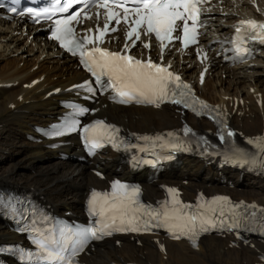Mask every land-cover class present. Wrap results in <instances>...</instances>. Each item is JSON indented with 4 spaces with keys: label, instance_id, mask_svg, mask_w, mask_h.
I'll list each match as a JSON object with an SVG mask.
<instances>
[{
    "label": "snow or ice",
    "instance_id": "6c2138e0",
    "mask_svg": "<svg viewBox=\"0 0 264 264\" xmlns=\"http://www.w3.org/2000/svg\"><path fill=\"white\" fill-rule=\"evenodd\" d=\"M210 0H64L62 6L43 11H35L29 7L26 11H18L15 5L8 7V11L19 15H28L39 22L41 16L46 19H52L57 13H69L66 16H60L53 20L51 29V38L59 41L60 45L73 55L77 53L81 57V63L89 73L95 78L94 81H86L79 87L87 88L95 94L97 91L92 85L97 84L103 88H112L121 98V103H147L160 106V103L169 101L175 104L183 103L184 107H192L188 103L190 86L183 83L179 75L169 71V66L154 63L151 59L141 60L132 55L126 54L130 47H135L136 41L141 39V30L144 35L154 34L160 41L161 54L173 40H179L184 48L198 43L199 29L207 27V20L201 19L202 15L210 9H205L203 5ZM59 4L60 0H56ZM90 3L99 9L106 10L107 22L102 30L97 29L98 35H85L81 39L75 38V28L73 22L81 23V13L85 18L91 19L85 12ZM82 4L83 7L70 13L74 5ZM119 8L121 12L114 9ZM100 13H97L99 18ZM117 25L123 21L129 25L126 31V43L124 53L119 51H108L99 46L90 50L86 45L94 43H103V37L109 32H116L119 29L110 27L112 21ZM191 22V23H190ZM235 35L231 41L233 50L237 57L243 58L251 55V50L247 47L249 41L264 44V22H258L255 19L241 20L234 26ZM88 29L87 32H92ZM174 33H178L174 35ZM133 37L135 39H133ZM127 41H132L131 45ZM145 48L151 47L144 43ZM162 58V57H161ZM203 59H207V54H203ZM107 77V80L103 78ZM203 82V74L201 75ZM179 96V99L176 97ZM208 111L209 105L203 101H194V103ZM87 108H79L77 112L83 114ZM205 114L197 111V115ZM215 119V117H213ZM78 121L68 123L62 130H54L53 135H64L67 132L76 131ZM84 140L90 149H96L103 146V142L111 143L113 147H120L123 143L117 142L119 129L107 125L103 121H96L82 129ZM185 134L191 132V129L185 128ZM168 133V136H172ZM235 133L227 130L224 126L219 132V138L224 141L226 137H232ZM139 139L150 141L151 137H140ZM155 141H163L164 137L157 136ZM154 142V141H153ZM259 151L264 152V137H258L256 140H249ZM163 146H167V142ZM176 147V145H172ZM143 150V149H141ZM235 156L245 157L243 152L237 150ZM227 159H233L229 157ZM264 159V157H262ZM234 162L241 163L240 159ZM244 164H250L253 167L264 169V163H257L254 159H243ZM171 199L162 202L156 208L146 206L139 200L140 189L136 186H129L115 181L111 185L110 192L93 191L88 200V210L90 214L97 218L96 222L87 227L69 228L63 226L60 229L61 239L45 238L36 241L38 247L46 253L49 259L57 264H77L76 257L85 249L86 245L92 240L102 239L105 235H112L113 232H140L149 231L153 226L164 227L173 238L179 239L181 236H187L189 240L195 243V238L203 232H208L217 227L240 228L242 216L237 215V210L243 214L255 216V211L248 213V209H255V205H232L228 212L224 210V204L228 203L226 197H216L212 201H206L193 207L192 205L181 202L178 198L176 189H168ZM264 212V209H260ZM217 217H220L217 221ZM228 217L229 219H223ZM229 220L231 222H229ZM264 259V257H261Z\"/></svg>",
    "mask_w": 264,
    "mask_h": 264
},
{
    "label": "bare ground",
    "instance_id": "6f19581e",
    "mask_svg": "<svg viewBox=\"0 0 264 264\" xmlns=\"http://www.w3.org/2000/svg\"><path fill=\"white\" fill-rule=\"evenodd\" d=\"M10 30L9 24L0 20V84H16L15 87L0 89V165L1 160H13L18 156L20 158L9 163L8 167L0 166V185L39 194L56 211L76 210L83 199V193L95 183L87 169L88 164L78 160L56 159L55 152L27 142L25 136L32 134L30 128L33 125L48 123L50 116L59 113L53 99L45 100L44 97L52 89V84L56 87L64 86L67 81L72 83L78 78L81 79V74L71 66L69 60H54L52 48L47 42L41 41L40 37L37 38L38 35L34 34L33 41L28 44L21 36L9 37L8 33L13 31ZM34 30L32 28L33 32ZM20 51L24 53L19 61H9L8 55ZM29 54L36 56L31 64V60L24 59V55ZM45 55L52 59H47L54 63L52 67L38 63ZM62 63L64 65L60 67ZM238 70L240 69L221 67L216 73L231 76L230 81L227 83L219 78L214 83L207 81L205 86L211 84L212 88L210 86L209 92L203 89L201 96L230 106L229 112L233 114L232 125L243 134H260L264 132V65H260L258 69L241 68L240 73ZM183 72L190 76L194 70ZM32 81H36V85H31ZM253 89L256 94H262L261 109L257 107L258 97L250 93ZM19 97H22L20 101ZM240 98L245 104L235 107V101ZM105 113L108 117L120 120L131 131L171 129L180 125L181 118L169 108L159 113L149 109L108 106ZM186 119L197 129L212 128L205 121H195L190 117ZM71 154L76 155L74 152ZM20 166L27 168L28 172L20 173ZM200 166L201 164L191 160L183 167L184 175L199 176L197 181L189 180V185L184 188L186 195L194 196L197 191L230 192L264 205L263 182L248 178L243 179L245 184L240 186L237 182L238 175L232 174L233 187H221L213 183L216 176L213 170L206 169L200 173ZM146 196L152 199L160 197L159 183L148 186ZM13 238L17 237L11 234L0 219V240ZM141 244L138 248L123 238L120 247H116L113 241H104L94 248L87 261L92 264H262L258 257L264 253V245L257 242L235 249L229 247L228 239L209 237L202 240L198 251L191 250L183 243H166L168 259H164L149 238L141 240Z\"/></svg>",
    "mask_w": 264,
    "mask_h": 264
},
{
    "label": "rangeland",
    "instance_id": "374dc122",
    "mask_svg": "<svg viewBox=\"0 0 264 264\" xmlns=\"http://www.w3.org/2000/svg\"><path fill=\"white\" fill-rule=\"evenodd\" d=\"M11 49H13V45H12V48ZM15 49V48H14ZM17 53H20V54H18L17 55V57L16 58H14V59H9V61H17L18 59H21V56H22V53H24L23 51H21V52H17ZM13 54V53H12ZM10 56H11V54L10 55H8V58H10ZM25 57H26V59L27 60H31V61H29V63L31 64V63H33L34 62V60L36 59V56L35 55H24ZM19 61V60H18ZM23 61H24V59H23ZM41 62V60L40 61H38V63H40ZM42 63H45V66H47V67H50V64H51V62L50 61H48V60H45V61H42ZM54 65V64H53ZM53 65H51V67L53 66ZM243 77H245L244 75H242ZM241 76V77H242ZM225 81L228 83L229 81H230V79H225ZM211 88H212V86H211ZM217 90H219V88H217ZM210 91V90H209ZM208 91V92H209ZM18 156V155H17ZM20 158V156H18V158H14L13 160H8V159H4V160H1V165L0 166H2L3 168L4 167H8V165H9V163H12V162H14V160L16 159H19ZM18 171L20 172V173H23V174H26L27 172H28V169L27 168H25V167H23V166H20L19 167V169H18ZM2 178V177H1Z\"/></svg>",
    "mask_w": 264,
    "mask_h": 264
}]
</instances>
